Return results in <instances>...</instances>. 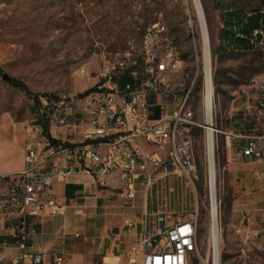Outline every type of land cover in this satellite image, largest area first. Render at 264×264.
Wrapping results in <instances>:
<instances>
[{"label": "rangeland", "instance_id": "374dc122", "mask_svg": "<svg viewBox=\"0 0 264 264\" xmlns=\"http://www.w3.org/2000/svg\"><path fill=\"white\" fill-rule=\"evenodd\" d=\"M200 3L208 36L214 93L221 264H264V232L236 233L235 225L244 212H232L237 181L225 168L242 153V138L233 135L264 136V115L257 114L259 100H264V93L260 91L264 49L257 44L250 51L213 54L223 43L225 12L261 8L263 0H200ZM156 23L165 27L159 35V45L171 42L183 60L182 69L174 75L175 81L183 82L187 90L192 89L187 107L196 122L192 136L198 172L194 183L173 175H161L148 191L154 211L151 218L154 220L156 213L163 212H180L185 217L198 213L199 253L203 255L209 244L211 221L206 69L202 30L193 0H0L3 164L8 168L20 165V147L24 146L28 128L34 124L40 110L35 95H39L40 100L48 95L82 96L99 83L105 60L121 58L127 51L132 53L130 61L139 71V79H144L145 34ZM4 73L25 84L27 89L4 80ZM185 93L179 91V97ZM151 101L158 103L154 97ZM181 101L182 98H164L163 106L159 105L160 116L172 114ZM55 131L53 127L52 132ZM259 146L263 156L253 158L257 163L251 174L255 187L264 188V182L255 179L256 171L264 169V138ZM167 150L168 146L162 151ZM258 202L255 228H264L261 221L264 198ZM78 233L77 239L82 240L84 230L80 228ZM191 264H200L198 255Z\"/></svg>", "mask_w": 264, "mask_h": 264}, {"label": "built area", "instance_id": "2783aa9c", "mask_svg": "<svg viewBox=\"0 0 264 264\" xmlns=\"http://www.w3.org/2000/svg\"><path fill=\"white\" fill-rule=\"evenodd\" d=\"M164 30L156 23L145 34L144 79H139V71L130 61L132 53L127 51L121 58L105 60L99 83L92 92L41 99L39 113L49 120L50 132L35 121L28 128L22 169L0 174V211L19 220V250L8 258L7 264L45 263V253L28 246L30 237L38 232L36 224L29 220L65 214L67 206L57 200L53 190L57 180L86 175L106 186V178L116 175L124 183L117 194L131 199L137 195V183L148 192L162 176L173 175L194 183L198 167L192 129L196 122L187 107L192 89L187 90L183 82L174 79L183 60L171 42L159 45L158 38ZM261 33L259 44L264 49V32ZM125 75L133 82L121 85ZM179 91L186 93L179 97ZM260 91L264 93V76ZM153 97L162 106L164 98L182 101L172 114L152 118V108L157 106L151 101ZM257 114L264 115V100H259ZM240 137L247 140L243 154L262 159L259 138ZM142 142L162 150L168 146V150L165 155L146 152ZM256 179L264 180V169L257 172ZM248 215L245 213L241 226L235 228L237 234L245 231ZM139 223L141 234L121 253L124 264H191L195 255L200 264H221L220 246L216 254L210 239L206 252L199 253L198 213L185 217L180 212H163L157 213L150 225L145 220H127L126 225L134 228ZM66 260L64 255L54 257L55 264Z\"/></svg>", "mask_w": 264, "mask_h": 264}, {"label": "crops", "instance_id": "0c3cea01", "mask_svg": "<svg viewBox=\"0 0 264 264\" xmlns=\"http://www.w3.org/2000/svg\"><path fill=\"white\" fill-rule=\"evenodd\" d=\"M247 136L258 137L259 141L264 138V136L256 135ZM142 144L146 152H157L160 155L166 153L144 142ZM24 146L20 147L21 162L16 168H8V165L3 164L5 157L3 147H0V174H11L22 169ZM241 150L242 153L236 160H230L225 166L232 178L237 181L232 212L241 211L244 214L248 212V221L244 226L245 232L262 233L264 228H255L254 214L259 208L258 201L264 198V188H256L253 183L251 171L257 161L243 154L242 144ZM105 181L106 186H101L96 178L86 175H76L65 181H55L53 190L57 200L67 206L65 214L46 215L29 220L36 224L38 232L30 237L28 246L31 250L45 253L44 264H55L56 255L67 257L63 264H85V262L124 264V260L121 259L122 251L134 243L142 232L141 223L134 228H129L126 225L127 220L134 222L145 220L150 225L153 221L151 214L154 211L149 202L148 192L142 189L140 183L136 185L138 189L136 197L131 199L117 194L118 188L124 187V183L116 175L106 178ZM257 181L264 182V180ZM243 216L235 227L241 226ZM18 221L17 217L8 216L0 211V263L2 264H7L8 258L19 250ZM261 221L264 223V210ZM80 228L85 232L82 240L77 239L80 235L76 236Z\"/></svg>", "mask_w": 264, "mask_h": 264}, {"label": "trees", "instance_id": "16d2710c", "mask_svg": "<svg viewBox=\"0 0 264 264\" xmlns=\"http://www.w3.org/2000/svg\"><path fill=\"white\" fill-rule=\"evenodd\" d=\"M255 31H258L255 34ZM264 32V0L261 8L246 10L243 8H236L228 10L224 14V26H223V43L220 44L217 48L213 50V54L216 55L221 51L235 52V51H250L255 48V46L262 41ZM1 72V66H0ZM214 81H217V77H214ZM12 82L27 89L26 85L22 82H19L16 79H13ZM128 82H133L132 78L129 75H125L121 80V85H125ZM95 88H92L85 93H90ZM48 98H54L55 96L48 95ZM36 106L41 107V100L39 95L34 96ZM160 108L159 106L155 107L154 118L160 117ZM36 121L44 125L45 130L50 132V122L44 116H41L38 112ZM246 139H241V144L246 143Z\"/></svg>", "mask_w": 264, "mask_h": 264}, {"label": "bare ground", "instance_id": "6f19581e", "mask_svg": "<svg viewBox=\"0 0 264 264\" xmlns=\"http://www.w3.org/2000/svg\"><path fill=\"white\" fill-rule=\"evenodd\" d=\"M199 23L202 30L203 43H204V56H205V69H206V116H207V131H208V154H209V184H210V240L215 246L216 254H218L220 246V224H219V186H218V170L216 163L215 153V107H214V93L211 84L210 77V58L208 48V36L206 30V24L204 19L203 8L200 0H193Z\"/></svg>", "mask_w": 264, "mask_h": 264}, {"label": "water", "instance_id": "95a60500", "mask_svg": "<svg viewBox=\"0 0 264 264\" xmlns=\"http://www.w3.org/2000/svg\"><path fill=\"white\" fill-rule=\"evenodd\" d=\"M205 76H206V72H205ZM3 79L9 82L12 81V78L7 73L3 74Z\"/></svg>", "mask_w": 264, "mask_h": 264}]
</instances>
